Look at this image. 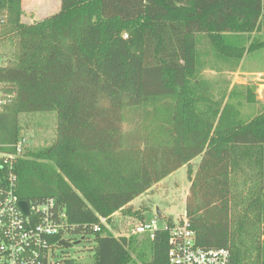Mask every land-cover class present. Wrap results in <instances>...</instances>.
I'll return each instance as SVG.
<instances>
[{"label": "trees", "instance_id": "1", "mask_svg": "<svg viewBox=\"0 0 264 264\" xmlns=\"http://www.w3.org/2000/svg\"><path fill=\"white\" fill-rule=\"evenodd\" d=\"M262 31V0H59L35 22L22 0H0V143L23 138L20 113L56 115L47 148L10 160L18 196L53 197L76 226L108 223L186 166L183 216L197 244L227 249L228 264H264V105L245 112L254 87L204 75L235 71L264 48L250 40ZM87 231L92 264H137L124 235ZM168 246L158 232L145 264H167Z\"/></svg>", "mask_w": 264, "mask_h": 264}, {"label": "built area", "instance_id": "2", "mask_svg": "<svg viewBox=\"0 0 264 264\" xmlns=\"http://www.w3.org/2000/svg\"><path fill=\"white\" fill-rule=\"evenodd\" d=\"M262 3L264 7V0ZM6 101L0 86V110ZM9 147L15 152L0 151V158H4L5 163L0 162V264H75L58 251L63 240L72 243V246L75 243L66 239L65 235L86 236L87 230L91 234L99 232L101 225L106 226L107 219L98 216L97 223L76 226L69 222L66 211L53 197L36 200L20 198L16 193L17 177L10 160L25 149V138ZM155 224V218L141 219L131 225L132 233L146 235L151 240L160 231L168 232L167 264H228V250L198 245L195 233L184 216L181 221L172 222L171 226L165 224L157 228Z\"/></svg>", "mask_w": 264, "mask_h": 264}, {"label": "rangeland", "instance_id": "3", "mask_svg": "<svg viewBox=\"0 0 264 264\" xmlns=\"http://www.w3.org/2000/svg\"><path fill=\"white\" fill-rule=\"evenodd\" d=\"M58 7L59 0H22L23 20L35 22L56 12ZM262 32L252 33L250 40L255 38L264 40V31ZM7 53L8 47L2 43L0 59L7 60ZM120 53H115V56L118 57ZM114 69L115 66L112 67V70ZM205 69V76H222L221 78H228L230 84L254 87L257 102L247 106L245 112L256 113L264 105V48L245 53L240 66L235 71L226 67L220 73L208 68ZM17 120L23 138H25V149L42 150L53 142L55 138V112L20 113ZM1 146L8 147L9 145L0 143ZM199 160L200 156H197L191 161L189 165L191 172L196 170ZM189 185L188 167L182 166L163 178L151 190L137 196L125 209L113 214L110 222L105 223L114 236L122 234L130 240V248H133L131 255L134 262L145 264L152 255L148 237L143 234L132 233L131 225H135L140 220V215H143V219L155 218V227L157 228L163 227L169 220L172 222L180 221L184 215ZM157 211L161 212L160 216L157 215ZM65 238L75 243L72 247L59 246L58 251L61 255H66L75 264H92L93 257L91 254L94 247L92 237L71 233L66 234ZM262 241L264 242V237H262Z\"/></svg>", "mask_w": 264, "mask_h": 264}, {"label": "water", "instance_id": "4", "mask_svg": "<svg viewBox=\"0 0 264 264\" xmlns=\"http://www.w3.org/2000/svg\"><path fill=\"white\" fill-rule=\"evenodd\" d=\"M24 205H25V204L23 203V207L25 208ZM157 215L160 216V211H157ZM61 244H62L64 247H71V246H72V243L65 242L64 240L61 241Z\"/></svg>", "mask_w": 264, "mask_h": 264}, {"label": "crops", "instance_id": "5", "mask_svg": "<svg viewBox=\"0 0 264 264\" xmlns=\"http://www.w3.org/2000/svg\"><path fill=\"white\" fill-rule=\"evenodd\" d=\"M161 213V212H160Z\"/></svg>", "mask_w": 264, "mask_h": 264}]
</instances>
